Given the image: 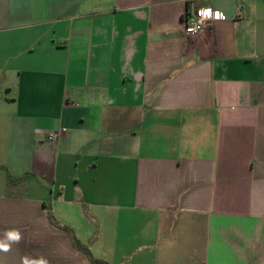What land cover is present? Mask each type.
<instances>
[{
	"label": "crops",
	"instance_id": "0c3cea01",
	"mask_svg": "<svg viewBox=\"0 0 264 264\" xmlns=\"http://www.w3.org/2000/svg\"><path fill=\"white\" fill-rule=\"evenodd\" d=\"M11 230L0 264H264V0H0Z\"/></svg>",
	"mask_w": 264,
	"mask_h": 264
},
{
	"label": "built area",
	"instance_id": "2783aa9c",
	"mask_svg": "<svg viewBox=\"0 0 264 264\" xmlns=\"http://www.w3.org/2000/svg\"><path fill=\"white\" fill-rule=\"evenodd\" d=\"M217 12H220V11L212 9L210 7H204V6H201L198 9H196L194 14L191 17L185 19L184 21L185 35L189 37H196L199 34H201L204 31V29L211 23L222 21L224 19L223 14H222L223 16L222 19L215 18V14ZM56 139H57V136L55 134H50L48 136V140L50 141H55Z\"/></svg>",
	"mask_w": 264,
	"mask_h": 264
},
{
	"label": "clouds",
	"instance_id": "9594fccd",
	"mask_svg": "<svg viewBox=\"0 0 264 264\" xmlns=\"http://www.w3.org/2000/svg\"><path fill=\"white\" fill-rule=\"evenodd\" d=\"M215 18L222 19L223 18L222 13L217 12L215 14ZM20 239H21V234L19 231L11 230V231L5 232V240H0V250L7 252L10 248L9 242H19ZM24 264H47V261L41 259L39 261L29 262L27 259H25Z\"/></svg>",
	"mask_w": 264,
	"mask_h": 264
},
{
	"label": "trees",
	"instance_id": "16d2710c",
	"mask_svg": "<svg viewBox=\"0 0 264 264\" xmlns=\"http://www.w3.org/2000/svg\"><path fill=\"white\" fill-rule=\"evenodd\" d=\"M66 231H67V229H66ZM68 232H70V231L68 230ZM73 241H74L73 242L74 247L77 248L78 250H80L81 252H83L88 257L91 264H108L103 260L94 258L84 247H82L80 245V243L75 238H73Z\"/></svg>",
	"mask_w": 264,
	"mask_h": 264
}]
</instances>
